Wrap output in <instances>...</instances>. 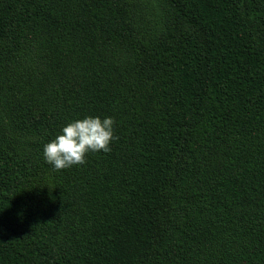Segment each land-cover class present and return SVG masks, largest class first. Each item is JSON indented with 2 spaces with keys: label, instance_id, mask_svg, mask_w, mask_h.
Wrapping results in <instances>:
<instances>
[{
  "label": "trees",
  "instance_id": "16d2710c",
  "mask_svg": "<svg viewBox=\"0 0 264 264\" xmlns=\"http://www.w3.org/2000/svg\"><path fill=\"white\" fill-rule=\"evenodd\" d=\"M0 264H264V0H0Z\"/></svg>",
  "mask_w": 264,
  "mask_h": 264
},
{
  "label": "clouds",
  "instance_id": "9594fccd",
  "mask_svg": "<svg viewBox=\"0 0 264 264\" xmlns=\"http://www.w3.org/2000/svg\"><path fill=\"white\" fill-rule=\"evenodd\" d=\"M115 121L111 117H85L77 119L61 130L53 140L43 146V157L55 170L86 163L89 153L111 151Z\"/></svg>",
  "mask_w": 264,
  "mask_h": 264
},
{
  "label": "rangeland",
  "instance_id": "374dc122",
  "mask_svg": "<svg viewBox=\"0 0 264 264\" xmlns=\"http://www.w3.org/2000/svg\"><path fill=\"white\" fill-rule=\"evenodd\" d=\"M21 128H22V126H21V125H19L18 129L20 130Z\"/></svg>",
  "mask_w": 264,
  "mask_h": 264
}]
</instances>
